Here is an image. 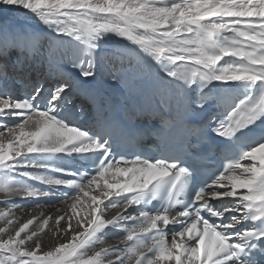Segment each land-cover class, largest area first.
<instances>
[{"label":"snow or ice","instance_id":"snow-or-ice-1","mask_svg":"<svg viewBox=\"0 0 264 264\" xmlns=\"http://www.w3.org/2000/svg\"><path fill=\"white\" fill-rule=\"evenodd\" d=\"M6 8L35 23L0 28V264H264V0Z\"/></svg>","mask_w":264,"mask_h":264},{"label":"bare ground","instance_id":"bare-ground-1","mask_svg":"<svg viewBox=\"0 0 264 264\" xmlns=\"http://www.w3.org/2000/svg\"><path fill=\"white\" fill-rule=\"evenodd\" d=\"M20 23H24L25 25L27 24H34L35 21L30 17V14H24L22 12H17L15 10L11 9H4L2 16H0V28H3L5 25L8 26H16ZM110 44L114 43V41H110ZM127 43V42H125ZM224 59H227L226 57ZM222 62V61H221ZM21 94L23 93V89H20ZM54 163H60V159H57L53 161ZM37 183V182H33ZM3 197H0V200H2ZM59 199L58 196H53V197H45L42 198L41 200L38 201H21L19 199L15 200V204L17 206L19 205H25L24 207H18L16 209V215L17 217H25L26 215H29L33 211H40L44 212L45 214L49 211L52 210L53 212L58 209L63 207V202L62 201H57ZM34 204H39L40 209L37 210L34 206ZM9 207V205H5L0 203V208L6 209ZM3 220H0V227H3ZM45 243H49V238L45 236L44 238ZM105 241L107 244L115 243L116 238L112 236L111 234L108 236L104 237ZM170 242V241H169Z\"/></svg>","mask_w":264,"mask_h":264}]
</instances>
